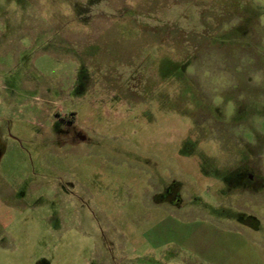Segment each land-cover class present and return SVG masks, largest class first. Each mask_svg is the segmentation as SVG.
Listing matches in <instances>:
<instances>
[{"label":"rangeland","instance_id":"1","mask_svg":"<svg viewBox=\"0 0 264 264\" xmlns=\"http://www.w3.org/2000/svg\"><path fill=\"white\" fill-rule=\"evenodd\" d=\"M242 165L264 0H0V264H264Z\"/></svg>","mask_w":264,"mask_h":264},{"label":"flooded vegetation","instance_id":"2","mask_svg":"<svg viewBox=\"0 0 264 264\" xmlns=\"http://www.w3.org/2000/svg\"><path fill=\"white\" fill-rule=\"evenodd\" d=\"M244 167L242 165L234 169V172L237 173L234 184L232 183L234 191L239 188V191H247L250 193H258L260 190H263L264 178L256 174H250L248 172L249 168L243 169ZM182 191L183 184L179 180L173 179L158 188L154 200L157 203H165L174 209H179L183 205Z\"/></svg>","mask_w":264,"mask_h":264}]
</instances>
